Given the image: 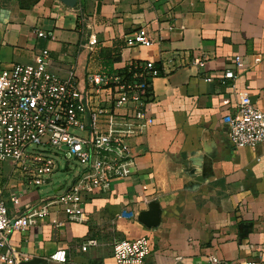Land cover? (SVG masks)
<instances>
[{"label": "crops", "instance_id": "crops-1", "mask_svg": "<svg viewBox=\"0 0 264 264\" xmlns=\"http://www.w3.org/2000/svg\"><path fill=\"white\" fill-rule=\"evenodd\" d=\"M140 27L152 43L127 45ZM90 36L93 51L85 46ZM41 48L51 71L73 72L80 89L87 73L150 61L158 70L152 123L130 139L131 172L86 196L84 221L51 211L11 229L5 250L18 261L118 264L113 243L144 235L150 253L142 264H264V141L235 147L222 120L245 89L264 111V0H0V66L32 62ZM40 190L4 161L0 197L10 216L43 199ZM143 210L156 211L153 225L138 219ZM91 238L97 244L81 249ZM58 249L64 261L51 258Z\"/></svg>", "mask_w": 264, "mask_h": 264}, {"label": "built area", "instance_id": "built-area-1", "mask_svg": "<svg viewBox=\"0 0 264 264\" xmlns=\"http://www.w3.org/2000/svg\"><path fill=\"white\" fill-rule=\"evenodd\" d=\"M126 43L150 45L152 39L140 27ZM96 45L94 36L85 44L89 51ZM193 63L202 65V60L195 59ZM156 75L158 70L150 61L130 63L119 70L87 73V87L80 89L73 72L61 77L51 71L47 48H41L32 62L0 66V171L4 161L11 159L20 182L28 187L52 180L58 163L47 152V145L65 146L67 162L76 158L83 165L67 189L54 191L37 204H25L22 213L15 216L8 214L0 197L2 264L19 262L14 252L4 249L11 229L31 225L51 211L62 212L69 220L84 221L86 196L107 191L114 178L131 172L134 159L130 139L141 135L152 123L148 103L152 97L151 80ZM223 76L232 78L234 73L226 70ZM222 120L228 125L233 146L254 147L264 141V111L254 104L248 90L238 92L234 111ZM22 193L16 191L11 200L19 203ZM96 244L91 238L81 249ZM149 253L150 240L144 235L117 240L112 246L118 264H142ZM51 258L64 261L66 251L58 249ZM211 261L217 259L212 257Z\"/></svg>", "mask_w": 264, "mask_h": 264}, {"label": "rangeland", "instance_id": "rangeland-1", "mask_svg": "<svg viewBox=\"0 0 264 264\" xmlns=\"http://www.w3.org/2000/svg\"><path fill=\"white\" fill-rule=\"evenodd\" d=\"M47 152L57 161L58 168L52 175V180L46 181L41 186V194L49 195L54 192V189L60 186L59 191H62L67 185H69L74 176L81 170L82 163L76 158H71L68 162L64 156L65 146L61 148L48 146Z\"/></svg>", "mask_w": 264, "mask_h": 264}, {"label": "water", "instance_id": "water-1", "mask_svg": "<svg viewBox=\"0 0 264 264\" xmlns=\"http://www.w3.org/2000/svg\"><path fill=\"white\" fill-rule=\"evenodd\" d=\"M63 3L73 6L76 0H61ZM138 219L146 226H151L156 222L155 210H143L139 213ZM17 264H47V259L42 257H32L30 259H24Z\"/></svg>", "mask_w": 264, "mask_h": 264}, {"label": "trees", "instance_id": "trees-1", "mask_svg": "<svg viewBox=\"0 0 264 264\" xmlns=\"http://www.w3.org/2000/svg\"><path fill=\"white\" fill-rule=\"evenodd\" d=\"M123 69H125V68H123ZM123 71H126V70H123ZM129 75V74H128Z\"/></svg>", "mask_w": 264, "mask_h": 264}]
</instances>
